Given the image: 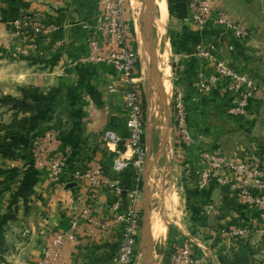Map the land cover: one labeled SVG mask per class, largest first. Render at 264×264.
Masks as SVG:
<instances>
[{
  "label": "crops",
  "instance_id": "crops-1",
  "mask_svg": "<svg viewBox=\"0 0 264 264\" xmlns=\"http://www.w3.org/2000/svg\"><path fill=\"white\" fill-rule=\"evenodd\" d=\"M105 1L0 0V111L5 114V119H0V170L4 171L0 174V264H37L54 232L68 228L75 219L76 239L65 244L61 262H116L122 230L119 226L101 228L97 222L111 218L113 203H119L122 210L128 206V192L135 188L137 175L131 166L122 173L112 170L114 157L130 159L133 153L124 145L116 152L108 150L102 134L114 129L126 141V109L121 89L108 91L110 68L80 62L87 54L82 25L95 23ZM129 1L134 22L127 11L133 30L130 46L141 48L134 29L139 0ZM155 2L153 21L158 31L162 33L169 18V29L178 44L170 64L175 90L184 97L194 144L179 145L172 120L171 85L166 95L162 77L158 84L145 78L143 57L134 81L142 91L144 105L145 163L148 153L172 144L184 164L180 171L185 200V218L175 224L174 231L163 221L149 224L144 250L150 249L153 262L157 257L163 264L170 246L191 242L195 264H264V220L254 209L240 204L227 187L211 184L201 188L195 183L201 170L199 150L234 158L260 157L264 168V0H214L211 18L201 29L188 18L189 0H171V15L167 0H160L164 20L159 19V2ZM219 13L248 29L249 38L235 39L227 29L214 24L212 19ZM23 14L36 17L43 25L35 49L15 34L13 22ZM209 45L216 48L220 60L253 79L256 89L246 117L226 114L229 95L223 88L211 93L197 91V80L213 72L212 64L197 53ZM164 49V66H170L168 46ZM45 116L47 121H43ZM48 130L54 133L57 150L67 163L66 171L56 180L31 161V136ZM96 163L102 168L99 188L91 189L86 181L72 176L73 168H91ZM172 186L169 183L166 191ZM84 210L88 218L80 217ZM154 224L166 229L159 240L152 232ZM242 226L247 228L245 234L234 236L232 232ZM157 243L164 245L161 252L154 249Z\"/></svg>",
  "mask_w": 264,
  "mask_h": 264
},
{
  "label": "built area",
  "instance_id": "built-area-1",
  "mask_svg": "<svg viewBox=\"0 0 264 264\" xmlns=\"http://www.w3.org/2000/svg\"><path fill=\"white\" fill-rule=\"evenodd\" d=\"M129 0H106L100 15L92 25L83 24V41L87 54L80 62L95 66H106L112 71L107 86L110 93L121 89L126 109L125 127L127 139L114 129H107L102 134V142L110 151L116 152L120 145L133 153L132 158L114 157L112 170L122 173L131 166L137 175L135 188L128 192L129 204L122 210L120 204L111 205L112 216L104 222H97L101 228L119 226L122 230L119 251L115 264H133L137 238L141 226L140 175L144 167L145 146L142 99L134 75L137 68V56L130 46L131 27L127 19ZM214 0H189L187 3L188 18L191 24L201 29L211 18ZM214 24L227 29L235 39H247L250 31L239 23L230 20L223 13L217 14ZM15 34L27 44L36 48L39 35L43 30L42 23L34 16L23 14L13 22ZM264 47V46H263ZM198 56L207 59L213 66V72L201 76L196 89L201 93H211L223 88L229 95L225 107L227 115L243 118L248 115L250 101L256 86L253 79L231 65L220 60L213 45L200 48ZM175 131L181 142L190 147L194 144L193 136L187 124V109L183 94L176 91L173 96ZM32 166L46 169L52 180L58 179L67 169L66 158L57 150V141L51 130L35 134L30 141ZM198 160L201 170L196 174V186L205 188L211 184L230 189L240 204L256 211L257 217L264 220V168L260 157H227L216 151L199 150ZM76 180L86 181L91 189L102 184V168L99 163L91 168L77 166L72 170ZM116 191H119L116 189ZM88 218L84 210L80 216ZM78 220H72L68 228L54 232L51 242L44 250L43 258L37 264H63L61 255L67 242L76 239ZM247 228L242 226L232 232L234 236L245 234ZM191 242L175 245L169 250L168 264H195Z\"/></svg>",
  "mask_w": 264,
  "mask_h": 264
},
{
  "label": "rangeland",
  "instance_id": "rangeland-1",
  "mask_svg": "<svg viewBox=\"0 0 264 264\" xmlns=\"http://www.w3.org/2000/svg\"><path fill=\"white\" fill-rule=\"evenodd\" d=\"M157 0H154V2ZM138 6L141 3V0L138 1ZM160 3V0H158ZM156 4V2H155ZM128 13L130 16L131 22L134 24L133 19H132V10H131V5L130 1H128ZM137 14H138V9H137ZM155 14L153 11V20L155 19ZM136 21H138V17L135 18ZM151 24V46L153 50L149 47H145L144 49L138 48V45H135V52L137 56V68L140 65V61L143 60V57H145L144 60H146L144 63H146V66H143V73L145 78H149L150 80L156 81L158 84L160 81V77H162V82L165 78V76L169 77L170 80V94L172 95V120H173V127H174V132L175 131V123H174V106H173V96L174 93L176 92L175 90V80H174V69L171 67L170 64V57L172 54V47H171V40H170V29H169V18L168 20L164 22L162 26V33L161 30L158 31V26L155 24L154 21L150 22ZM135 29V34H136V40L138 39V32L139 29L137 26L134 25ZM139 46L140 43H138ZM165 46H168V52H169V64L170 66H164L165 63H167V55L165 57V54H162L165 51ZM21 52V50H19ZM161 56L159 57V55ZM159 57L158 60V70L157 71V58ZM136 68V71H137ZM135 71V72H136ZM171 76V77H170ZM137 86V85H136ZM138 88V87H137ZM139 92L141 93V99H142V91L138 88ZM25 98H28L27 96ZM22 97V100L24 99ZM8 100L3 99L2 102H7ZM143 102V101H142ZM8 103V102H7ZM4 111H0V119L4 120L5 119V114H3ZM1 125V123H0ZM145 132V131H144ZM145 134V133H144ZM177 134V133H176ZM34 136V135H33ZM31 136V138L33 137ZM179 139V142H181L180 138L177 136ZM143 143H145V140L143 139ZM182 145V143H181ZM163 154H166L165 156ZM144 167L141 172V192H140V210H141V216H143V206H144V199H143V189H144V182H145V174L147 177L146 180V187H147V194H148V211H147V226L149 227V224L153 220H158V221H163L167 228H169L171 231H174L175 224H180L182 220L185 218L184 212H185V200H184V192L182 189V175H181V167L184 166V164L181 162L179 158V153L177 150L174 148L172 144L168 146H161L158 148V151L156 153H153L152 155L148 153V160L145 163L144 161ZM148 175H150L149 178V184H148ZM169 183H172V189L167 190ZM165 192V194H164ZM166 194L168 196H166ZM166 197H164V196ZM170 196V197H169ZM175 197V203L167 205L166 199L169 198L171 199L172 197ZM164 197V198H163ZM176 204V205H175ZM175 211V212H173ZM176 213V214H175ZM142 226H140L141 230ZM142 242V235L141 232L138 234L137 238V249L135 253V258L133 261V264H143V251L142 248L139 249V244ZM163 243H160L156 245V249L158 251L163 250ZM145 248V246L143 247ZM149 248V247H148ZM150 250V249H149ZM148 264H152L150 261L149 257V262Z\"/></svg>",
  "mask_w": 264,
  "mask_h": 264
},
{
  "label": "bare ground",
  "instance_id": "bare-ground-1",
  "mask_svg": "<svg viewBox=\"0 0 264 264\" xmlns=\"http://www.w3.org/2000/svg\"><path fill=\"white\" fill-rule=\"evenodd\" d=\"M152 2H153V0H141V3L138 6V16H137L138 21L136 24H137V28L139 29L138 37H139V43H140L142 49H144L145 47H147V48L149 47V49L150 48L152 49L151 40H150L151 38L149 37L150 31H151V25H150L151 23H145V21L143 19V11L145 12L146 10H149L151 16L153 17ZM156 8H157L156 13H157L159 19L164 20V18H165L164 5L162 3H159ZM160 20H159V22L161 23ZM169 88H170V80H169L168 76H165V78L163 80V89H164L166 95L169 94ZM166 192H169V191H166ZM166 196H168V195L166 194ZM166 203H167V205H170L172 203L174 204L175 199L173 197L171 199L167 198ZM173 212H175V211H173ZM152 232L154 233V238L156 240H159L165 236L166 229L163 228L162 226H157L156 224H154ZM146 240H147V238H146ZM149 257H150V261L152 262V264H159L160 259L158 258V260H157V257L154 259V262H153L150 250H149Z\"/></svg>",
  "mask_w": 264,
  "mask_h": 264
},
{
  "label": "water",
  "instance_id": "water-1",
  "mask_svg": "<svg viewBox=\"0 0 264 264\" xmlns=\"http://www.w3.org/2000/svg\"><path fill=\"white\" fill-rule=\"evenodd\" d=\"M143 19L145 23H150L153 21V17L150 14L149 10H146L145 12L143 11ZM151 38V31L149 34ZM146 174H145V182H144V189H143V199H144V206H143V216H141V235H142V242H141V248L143 251V264H148L149 262V250L146 249L144 250V246L147 244L146 238L148 235V226H147V211H148V192H147V187H146Z\"/></svg>",
  "mask_w": 264,
  "mask_h": 264
},
{
  "label": "trees",
  "instance_id": "trees-1",
  "mask_svg": "<svg viewBox=\"0 0 264 264\" xmlns=\"http://www.w3.org/2000/svg\"><path fill=\"white\" fill-rule=\"evenodd\" d=\"M167 3H168V12H169V15H171V0H167ZM131 34L133 35V30H132V28H131ZM170 40H171V47H172V51H173V53H176V51H177V47H178V44H177V42H176V40H175V36H174V34L172 33V31H170ZM26 97V96H25ZM36 97L37 98H40V96H37L36 95ZM142 113L144 114V105H143V102H142ZM48 120V116H45L44 118H43V121H47ZM36 134H39V133H36ZM181 143L182 142H179V145L183 148V143H182V145H181ZM2 173H4V171H1L0 170V174H2ZM173 246H175V245H172V246H170L168 249H167V251L165 252V254H164V261H163V264H168V256H169V250H171L172 248H173Z\"/></svg>",
  "mask_w": 264,
  "mask_h": 264
}]
</instances>
